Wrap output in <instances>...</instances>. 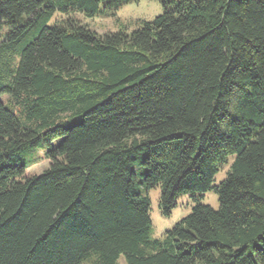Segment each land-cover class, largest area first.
<instances>
[{
    "label": "trees",
    "instance_id": "obj_1",
    "mask_svg": "<svg viewBox=\"0 0 264 264\" xmlns=\"http://www.w3.org/2000/svg\"><path fill=\"white\" fill-rule=\"evenodd\" d=\"M129 1L0 0V264H264V0H159L105 34L50 24ZM43 144L49 166L26 174ZM156 186L165 214L183 193L219 206L154 239Z\"/></svg>",
    "mask_w": 264,
    "mask_h": 264
},
{
    "label": "rangeland",
    "instance_id": "obj_2",
    "mask_svg": "<svg viewBox=\"0 0 264 264\" xmlns=\"http://www.w3.org/2000/svg\"><path fill=\"white\" fill-rule=\"evenodd\" d=\"M101 8L94 15H87L82 11H71L69 13L56 12L50 21L64 22L66 20H77L82 24L88 25L98 34L126 29L131 31L136 28L143 20H153L157 15L164 12L165 8L159 0H130L112 11H103ZM57 140L53 141V144ZM47 145L32 147L23 153V158L28 162L26 174H39L48 166L50 160L45 156ZM233 157L228 164L224 165L216 174L215 184L219 183L227 174ZM160 187L156 186L148 190L150 197V217L151 228L150 236L154 239H161L166 232L185 215L191 212L192 207L197 202L207 203L217 208L219 206L217 193L211 189L203 193H196L195 196L189 193H183L177 199V204L172 208L169 214H165L160 208ZM89 264V263H85ZM118 264H126L125 258L121 255Z\"/></svg>",
    "mask_w": 264,
    "mask_h": 264
}]
</instances>
